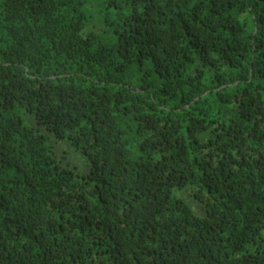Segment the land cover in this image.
<instances>
[{
	"label": "trees",
	"instance_id": "1",
	"mask_svg": "<svg viewBox=\"0 0 264 264\" xmlns=\"http://www.w3.org/2000/svg\"><path fill=\"white\" fill-rule=\"evenodd\" d=\"M0 264H264V0H0Z\"/></svg>",
	"mask_w": 264,
	"mask_h": 264
},
{
	"label": "rangeland",
	"instance_id": "2",
	"mask_svg": "<svg viewBox=\"0 0 264 264\" xmlns=\"http://www.w3.org/2000/svg\"><path fill=\"white\" fill-rule=\"evenodd\" d=\"M55 142L56 141H53L54 144H55ZM62 144L63 143H61V145H54L57 155L65 152V153H63V156L67 157L69 159V162H71V164L74 167H78L82 171L83 168L87 164L86 159H84L83 156L80 155L79 153H75V152L71 151V149L68 147L67 144H64V145H62ZM66 153H68V155H66Z\"/></svg>",
	"mask_w": 264,
	"mask_h": 264
}]
</instances>
